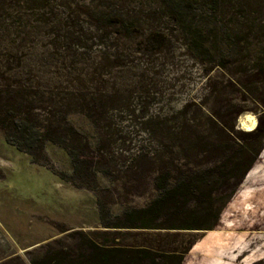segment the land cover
I'll list each match as a JSON object with an SVG mask.
<instances>
[{
    "label": "trees",
    "instance_id": "obj_1",
    "mask_svg": "<svg viewBox=\"0 0 264 264\" xmlns=\"http://www.w3.org/2000/svg\"><path fill=\"white\" fill-rule=\"evenodd\" d=\"M246 3L251 2L0 0V132L9 145L40 166H48L49 144L65 150L72 172L57 175L77 188L95 190L101 177L117 178L116 158L109 154L115 142L113 113L130 107L134 91L144 81V75H138L140 67L130 59L134 55L160 54L179 39L187 56L208 72L228 71L237 85L242 82L237 76L245 75L250 81L246 86L263 94L262 117L251 131L229 127L220 104L222 92L215 91L214 108L199 109L221 133L215 144L229 152L225 163L181 170L173 158L171 164L179 172L158 173L155 194L144 206H129L110 216L99 201L102 228L174 231L165 235L172 238L170 243H164L165 237H144L141 243L135 239L130 245L109 244L108 231H102L93 234L99 241L81 238L78 256L74 251L58 252L56 264H184L198 241L188 239L191 234L211 231L219 224L236 191L229 188L222 194V188L250 167V159L239 158L244 149L232 134L264 144V15H241L247 14ZM126 45L134 47L133 54ZM157 100L151 102L159 106ZM150 104L144 103L148 115L143 125L161 143H176L187 155L203 142L205 135L200 132L194 138L193 121L186 118L177 127L176 118H168L161 109L150 114ZM143 144L132 161L155 159L157 151L151 143ZM255 170L244 184L258 186L264 205V176L254 175Z\"/></svg>",
    "mask_w": 264,
    "mask_h": 264
},
{
    "label": "rangeland",
    "instance_id": "obj_2",
    "mask_svg": "<svg viewBox=\"0 0 264 264\" xmlns=\"http://www.w3.org/2000/svg\"><path fill=\"white\" fill-rule=\"evenodd\" d=\"M246 2H251L246 3L247 14L241 15H264V0ZM182 44L176 39L160 54L130 58L135 67H140L138 75H144L143 85L134 91L129 108L113 113L111 136L115 142L109 154L116 158L117 178L101 177L95 190L80 189L59 178L57 173L72 172L71 160L62 148L49 144L46 149L48 166H40L34 164L28 154L9 145L0 132V264H56L54 259L58 252L74 251L78 256L81 238L86 235L92 241H99L93 234L102 231H108L106 239L109 244L125 245L134 243L135 239L141 243L144 237L162 240L167 232L174 233L167 230L104 229L100 225L98 203L103 202L110 216L120 214L129 206H144L155 194L154 179L158 173L164 169L174 174L179 172L171 164L173 158L174 165L181 170L186 166L198 170L225 163L229 152L223 153V148L215 144L220 141L221 133L203 118L199 109L202 106L214 108L215 91L222 92L224 100L220 104L224 107L229 127L235 131H251L245 121L251 125L248 118H252L256 127L262 117L259 103L263 96L246 86L250 81L245 75L237 76L242 80L237 85L234 75L228 71L208 72V68L187 56ZM125 49L132 54L135 50L128 45ZM153 99L161 102L159 106L151 102ZM146 102L151 103L150 114L161 109L168 118H176L177 127L186 118L193 121L192 126L198 125L192 130L194 138L200 132L205 135L203 142L187 155L176 148V143H161L155 133L143 125V118L148 115L143 109ZM187 102L191 105L185 107ZM232 135L244 149L239 158L250 159V167L240 179L231 180L228 187L222 188V194L230 192L229 188L236 191L213 230L191 234L194 236L188 238L198 239L194 245L198 249L192 248L184 264H264L262 196L257 193L258 186L244 184L247 174L254 168V175L264 176V144L242 140L237 133ZM145 141L157 151L155 159L132 161V156ZM171 240L165 237L164 243Z\"/></svg>",
    "mask_w": 264,
    "mask_h": 264
},
{
    "label": "bare ground",
    "instance_id": "obj_3",
    "mask_svg": "<svg viewBox=\"0 0 264 264\" xmlns=\"http://www.w3.org/2000/svg\"><path fill=\"white\" fill-rule=\"evenodd\" d=\"M248 121H251L252 124H251V125H247V124H246V121H245V125L248 126V127H250V130H253L254 127H255V123H256V122L253 121L252 118H250V117L248 118Z\"/></svg>",
    "mask_w": 264,
    "mask_h": 264
}]
</instances>
